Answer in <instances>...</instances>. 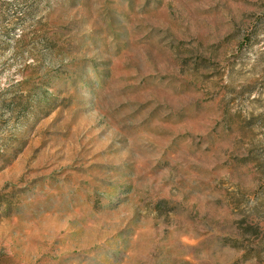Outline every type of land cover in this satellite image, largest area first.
I'll use <instances>...</instances> for the list:
<instances>
[{"label": "rangeland", "instance_id": "obj_1", "mask_svg": "<svg viewBox=\"0 0 264 264\" xmlns=\"http://www.w3.org/2000/svg\"><path fill=\"white\" fill-rule=\"evenodd\" d=\"M0 264H264V0H0Z\"/></svg>", "mask_w": 264, "mask_h": 264}]
</instances>
